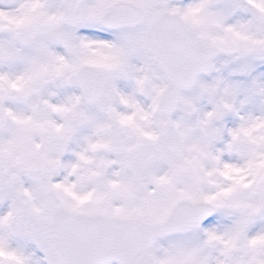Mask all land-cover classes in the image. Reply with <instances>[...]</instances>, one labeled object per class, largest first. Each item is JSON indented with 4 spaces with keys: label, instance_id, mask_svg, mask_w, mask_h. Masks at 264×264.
Returning a JSON list of instances; mask_svg holds the SVG:
<instances>
[{
    "label": "snow or ice",
    "instance_id": "obj_1",
    "mask_svg": "<svg viewBox=\"0 0 264 264\" xmlns=\"http://www.w3.org/2000/svg\"><path fill=\"white\" fill-rule=\"evenodd\" d=\"M0 264H264V0H0Z\"/></svg>",
    "mask_w": 264,
    "mask_h": 264
}]
</instances>
